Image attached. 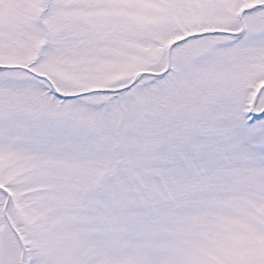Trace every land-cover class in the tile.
I'll use <instances>...</instances> for the list:
<instances>
[{
    "label": "snow or ice",
    "instance_id": "obj_1",
    "mask_svg": "<svg viewBox=\"0 0 264 264\" xmlns=\"http://www.w3.org/2000/svg\"><path fill=\"white\" fill-rule=\"evenodd\" d=\"M0 264H264V0H0Z\"/></svg>",
    "mask_w": 264,
    "mask_h": 264
}]
</instances>
